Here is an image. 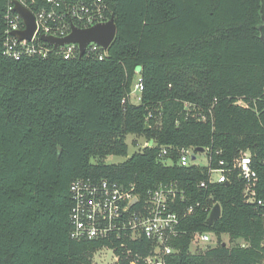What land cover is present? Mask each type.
Listing matches in <instances>:
<instances>
[{"label": "trees", "instance_id": "1", "mask_svg": "<svg viewBox=\"0 0 264 264\" xmlns=\"http://www.w3.org/2000/svg\"><path fill=\"white\" fill-rule=\"evenodd\" d=\"M5 7L0 0V264H93L107 242L70 238V185L103 179L140 196L176 181L189 203L220 205L212 227L202 211L183 223L166 264H264V217L244 203V183L234 173L200 188L208 167H180L176 153L202 148L216 168L248 152L264 194L260 0H114L116 34L102 61L5 57ZM137 66L139 103L129 96ZM127 135L153 144L105 164L126 156ZM161 147H171L170 164ZM195 233L214 235L215 246L191 253ZM127 247L151 251L144 238Z\"/></svg>", "mask_w": 264, "mask_h": 264}, {"label": "built area", "instance_id": "2", "mask_svg": "<svg viewBox=\"0 0 264 264\" xmlns=\"http://www.w3.org/2000/svg\"><path fill=\"white\" fill-rule=\"evenodd\" d=\"M113 1L6 0L3 55L15 61L31 57L46 59L50 55L59 56L64 61L77 58L102 61L107 53L97 44L89 43L83 55L79 57L77 44H65L54 48L41 38L64 39L70 35L73 28L86 30L106 23L112 16ZM15 3L27 10L33 18L34 32L30 40L18 41L13 35L25 29L22 18L14 11ZM138 77V82L129 95L131 98L133 93H138L134 97L135 103L140 102L143 90L140 76ZM237 104L245 106L241 102ZM150 142L145 147H150ZM170 150L171 147H161L157 157L167 162L164 157ZM176 153L180 167L192 164L191 158L196 156L188 148L176 149ZM205 167H208L207 181L201 182L200 188H206L213 183L226 184L229 176L235 173L244 183L242 191L244 203L252 206L264 217V194L259 190L260 178L253 168L252 158L248 152L240 151L230 163L219 161L216 168H210L208 163ZM70 193L72 199L69 215L70 238L75 241L107 242L97 253L110 252L114 264H118L120 255L130 259V264H166V258L178 252L173 247V242L185 234L181 229L183 223L198 211L209 214L214 206L213 203L207 209L203 208L200 202L189 203L187 194L176 181L160 184L155 189L148 190L144 196H140L133 184L121 185L105 179L97 182L77 180L70 185ZM142 238L151 248L146 256L127 247L128 242L135 243ZM212 240L213 235L210 233H195L192 237V243L203 245L211 243ZM118 251L120 254L116 253Z\"/></svg>", "mask_w": 264, "mask_h": 264}, {"label": "water", "instance_id": "3", "mask_svg": "<svg viewBox=\"0 0 264 264\" xmlns=\"http://www.w3.org/2000/svg\"><path fill=\"white\" fill-rule=\"evenodd\" d=\"M14 11L22 18L25 29L20 32H15L13 35L18 41L30 40L34 32V23L31 14L15 3ZM260 19L261 25L259 27V38L264 42V0H260ZM116 25L114 23V18L111 16L109 21L104 24L96 25L86 30H78L73 28L70 35L64 39H54L51 37H42L41 40L52 45L54 48L65 44H77L79 49V57L84 53L85 47L89 43H94L99 45L103 50H108L110 44L115 38ZM141 67L137 66L135 68V73L139 74ZM152 145L150 142L149 146ZM199 154H204V149L198 148L196 150ZM192 161L195 160V156L191 158ZM221 207L219 204H214L211 211L207 216V225L212 227L215 222L220 218ZM225 246V244H223Z\"/></svg>", "mask_w": 264, "mask_h": 264}, {"label": "rangeland", "instance_id": "4", "mask_svg": "<svg viewBox=\"0 0 264 264\" xmlns=\"http://www.w3.org/2000/svg\"><path fill=\"white\" fill-rule=\"evenodd\" d=\"M139 74L136 73L134 76L132 83H131V91L134 89V85L138 82ZM138 93L135 92L132 94V101L135 102L134 97ZM243 104V103H241ZM125 143L127 145V154L126 156H108L104 160H102L105 164H118L123 161H125L130 155H132L134 152H138L142 150L149 142L145 140L143 136H134V135H127L125 137ZM207 157L205 154H197L195 156V160L192 162L191 165L193 166H207ZM221 241L225 244V246L229 247L230 242L227 235H222ZM216 244L215 242V236L213 235V240L211 243L203 245L198 244L197 242H194L190 246V252L191 253H199L204 251L207 247H214ZM92 262L93 264H114L113 256L108 251H102L98 252L96 254H93L92 256Z\"/></svg>", "mask_w": 264, "mask_h": 264}]
</instances>
